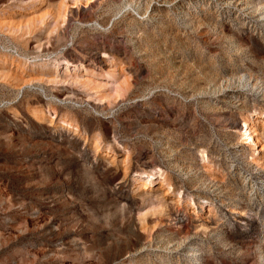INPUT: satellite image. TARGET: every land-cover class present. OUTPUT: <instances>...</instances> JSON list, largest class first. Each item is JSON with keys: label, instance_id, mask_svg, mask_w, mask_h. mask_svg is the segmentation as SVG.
<instances>
[{"label": "rangeland", "instance_id": "1", "mask_svg": "<svg viewBox=\"0 0 264 264\" xmlns=\"http://www.w3.org/2000/svg\"><path fill=\"white\" fill-rule=\"evenodd\" d=\"M229 1L0 0V264H264V0Z\"/></svg>", "mask_w": 264, "mask_h": 264}, {"label": "bare ground", "instance_id": "2", "mask_svg": "<svg viewBox=\"0 0 264 264\" xmlns=\"http://www.w3.org/2000/svg\"><path fill=\"white\" fill-rule=\"evenodd\" d=\"M248 2V1H247ZM227 4H232V5H235V7L238 9V11H240L241 13L243 12V13H249V15H251V14H254L255 15V6L253 7V8H251L250 6H249V3H246V2H236V1H229V3H227ZM252 10H254V11H252ZM260 10H262L261 8H260ZM263 10H264V7H263ZM254 12V13H253ZM259 12V11H258ZM155 16V15H154ZM236 123H233V127H236ZM245 126H244V130H245V133H246V135H248L247 133H248V126H247V123H245L244 124ZM193 255V257H199L200 255H199V252H193L192 253Z\"/></svg>", "mask_w": 264, "mask_h": 264}, {"label": "built area", "instance_id": "3", "mask_svg": "<svg viewBox=\"0 0 264 264\" xmlns=\"http://www.w3.org/2000/svg\"><path fill=\"white\" fill-rule=\"evenodd\" d=\"M16 53V52H15Z\"/></svg>", "mask_w": 264, "mask_h": 264}]
</instances>
